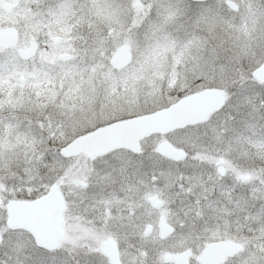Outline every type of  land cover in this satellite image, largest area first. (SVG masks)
<instances>
[{
    "label": "snow or ice",
    "instance_id": "obj_1",
    "mask_svg": "<svg viewBox=\"0 0 264 264\" xmlns=\"http://www.w3.org/2000/svg\"><path fill=\"white\" fill-rule=\"evenodd\" d=\"M0 264H264V0H0Z\"/></svg>",
    "mask_w": 264,
    "mask_h": 264
}]
</instances>
